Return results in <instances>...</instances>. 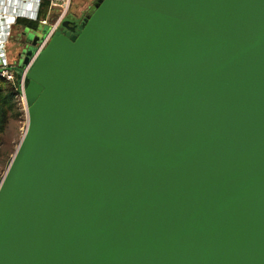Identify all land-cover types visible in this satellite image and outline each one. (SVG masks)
<instances>
[{
	"label": "water",
	"instance_id": "obj_1",
	"mask_svg": "<svg viewBox=\"0 0 264 264\" xmlns=\"http://www.w3.org/2000/svg\"><path fill=\"white\" fill-rule=\"evenodd\" d=\"M39 28L0 264H264V0H96L29 64Z\"/></svg>",
	"mask_w": 264,
	"mask_h": 264
},
{
	"label": "built area",
	"instance_id": "obj_2",
	"mask_svg": "<svg viewBox=\"0 0 264 264\" xmlns=\"http://www.w3.org/2000/svg\"><path fill=\"white\" fill-rule=\"evenodd\" d=\"M43 2H46L48 6L46 14L40 17L37 13ZM70 4L71 0H0V80L16 92L15 100L25 115L27 103L24 98V78L27 68L21 70L18 64L13 65L8 61L5 47L11 34L8 29L2 31V25L7 18H10L9 28L15 27L17 21L21 19L35 22L37 27L41 26L45 29L43 38L34 47V54L29 63L31 64L62 25L68 15ZM18 74L19 79H17Z\"/></svg>",
	"mask_w": 264,
	"mask_h": 264
},
{
	"label": "rangeland",
	"instance_id": "obj_3",
	"mask_svg": "<svg viewBox=\"0 0 264 264\" xmlns=\"http://www.w3.org/2000/svg\"><path fill=\"white\" fill-rule=\"evenodd\" d=\"M92 2L93 0H71L68 14L79 16L83 11H86L90 7ZM42 29L43 28L41 27V29L39 28L36 32H39V30ZM17 31L18 29H16V31H12L8 55H12L14 57L17 56L18 58V52L20 49L17 47L15 40L17 37ZM26 127L27 116L15 100V110L9 113L4 131L0 133V182L2 181L18 148Z\"/></svg>",
	"mask_w": 264,
	"mask_h": 264
},
{
	"label": "trees",
	"instance_id": "obj_4",
	"mask_svg": "<svg viewBox=\"0 0 264 264\" xmlns=\"http://www.w3.org/2000/svg\"><path fill=\"white\" fill-rule=\"evenodd\" d=\"M48 5H44V10ZM18 27H28L30 29H36L37 24L28 20H18L16 23ZM15 96L16 92L0 80V133L4 131L9 113L15 110Z\"/></svg>",
	"mask_w": 264,
	"mask_h": 264
},
{
	"label": "crops",
	"instance_id": "obj_5",
	"mask_svg": "<svg viewBox=\"0 0 264 264\" xmlns=\"http://www.w3.org/2000/svg\"><path fill=\"white\" fill-rule=\"evenodd\" d=\"M44 5H47V3L46 2H43L42 3V5H41V7H40V9H39V12L37 13L38 15L37 16H40V17H42V16H44L45 14H46V11H47V9L46 10H44ZM8 9H9V7H8ZM11 10V9H10ZM10 18H7L6 19V22L5 23H3V25H2V31H4L5 29H8V31H9V33L11 34V37H12V31L14 30V31H16V29H18L17 28V26H15V27H13V26H11V28H9L10 27ZM11 37H10V39H9V42H8V44L6 45V49H5V51H6V54H7V59H8V61L10 62V63H12L13 65H17V64H19L18 63V58H17V56L16 57H14V56H12V55H8V49H9V44H10V41H11Z\"/></svg>",
	"mask_w": 264,
	"mask_h": 264
},
{
	"label": "flooded vegetation",
	"instance_id": "obj_6",
	"mask_svg": "<svg viewBox=\"0 0 264 264\" xmlns=\"http://www.w3.org/2000/svg\"><path fill=\"white\" fill-rule=\"evenodd\" d=\"M95 1L96 0H93V2L91 3L90 7L86 11H83L79 16L72 15V14H68L67 15V17L64 19V21H66V30L68 32H70L71 34H75L76 33V28L82 22V20L87 17L89 11L92 8V4Z\"/></svg>",
	"mask_w": 264,
	"mask_h": 264
}]
</instances>
